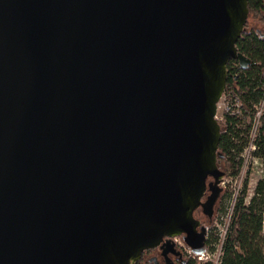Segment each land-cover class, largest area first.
I'll return each mask as SVG.
<instances>
[{
  "label": "water",
  "instance_id": "water-1",
  "mask_svg": "<svg viewBox=\"0 0 264 264\" xmlns=\"http://www.w3.org/2000/svg\"><path fill=\"white\" fill-rule=\"evenodd\" d=\"M249 1L0 0V264L206 251Z\"/></svg>",
  "mask_w": 264,
  "mask_h": 264
},
{
  "label": "trees",
  "instance_id": "trees-1",
  "mask_svg": "<svg viewBox=\"0 0 264 264\" xmlns=\"http://www.w3.org/2000/svg\"><path fill=\"white\" fill-rule=\"evenodd\" d=\"M257 1L260 0H250L249 5ZM237 47L239 52L252 61L247 70L241 69L240 64L235 60L228 65L227 89L235 91L243 101V117L227 116L226 122L220 123L222 137L219 153L222 156L218 158L219 169L223 170L225 176L229 174L233 178L240 176L244 165L243 153L251 130L247 121L251 120L255 106L264 99V41L259 37L242 33ZM255 145L257 149L253 155L264 163V113ZM234 193L222 196L218 208L223 213L222 217H225ZM247 198L248 179L235 197L224 239L221 240L218 229L213 228L209 234L207 239L209 251L215 252L221 245L220 264H264V180L258 183L254 196L248 202ZM223 201H226V205L221 208ZM187 264L214 263L202 262L190 257Z\"/></svg>",
  "mask_w": 264,
  "mask_h": 264
},
{
  "label": "flooded vegetation",
  "instance_id": "flooded-vegetation-1",
  "mask_svg": "<svg viewBox=\"0 0 264 264\" xmlns=\"http://www.w3.org/2000/svg\"><path fill=\"white\" fill-rule=\"evenodd\" d=\"M243 34L248 36L259 37L261 40L264 41V0L257 1L255 4L251 6L249 5V16ZM237 49L239 51L238 47ZM226 90H227V86L225 91ZM212 181L213 179L211 177L207 178L206 180L207 186ZM222 194H223V189L220 192L216 202L214 203L213 209L211 210L212 218L216 213L217 207L220 205V202L222 200ZM212 196L213 193L207 187L206 192L204 193L202 199L200 200V205L196 207V209L193 212V216L195 220L201 223L200 227L197 228L198 233H200L202 228L205 227V225L201 220L202 217L203 218L207 217L209 220H211V218L205 214L204 212L205 210L202 207V204H205L207 201H209V199ZM184 235L185 234H182V236L177 238H171L168 235H164L160 244L156 248L146 250L143 253L142 258L139 261L135 262L134 264H187L190 257L186 255L187 253L184 250L186 249V247H188L183 240ZM177 239L181 240L184 243V245H179L176 241Z\"/></svg>",
  "mask_w": 264,
  "mask_h": 264
},
{
  "label": "built area",
  "instance_id": "built-area-1",
  "mask_svg": "<svg viewBox=\"0 0 264 264\" xmlns=\"http://www.w3.org/2000/svg\"><path fill=\"white\" fill-rule=\"evenodd\" d=\"M243 107H244L243 101L241 100V98L237 94H235V91H233L230 88L227 89L223 93L220 101L217 104V114H216L217 122L219 124L225 123L227 116L243 117V110H244ZM263 113H264V99L261 101V103H259L257 106H255V112H254L251 120L247 121V124L251 128L250 133H249V136L252 139L250 149H252L254 151H256V149H257V147L255 145V139L257 137V133L259 131V128L261 127V118H262ZM221 184H223V181L221 182ZM237 193H238V191H235V193L233 195V200L231 201V203L227 209V213L225 215V217L228 220L227 224H225V222L223 220L219 221L220 225L225 226L224 229H221L219 227V225L217 227H213L214 229H218V233L220 235L221 240L224 239L227 228L229 226L230 218H231V215L233 212V207L235 204V197H236ZM222 219H224V217ZM206 229H207V239H208L209 234L212 232V229H209L207 227H206ZM176 241H178V239ZM187 253L190 257L197 258L199 261H202V262H213V263H215L213 261V257L217 256L216 264H220V259L222 256V249H221V245H219L217 247V249L215 250V252H211L207 248L206 251L202 255L194 254L191 249L188 250Z\"/></svg>",
  "mask_w": 264,
  "mask_h": 264
},
{
  "label": "rangeland",
  "instance_id": "rangeland-1",
  "mask_svg": "<svg viewBox=\"0 0 264 264\" xmlns=\"http://www.w3.org/2000/svg\"><path fill=\"white\" fill-rule=\"evenodd\" d=\"M248 140H249L248 144H247L246 149L243 153L244 165H243V168L241 170L240 176L233 178L228 174L222 180L223 184H221V187L223 188V194H222V196H223L225 194L234 193L235 191H239L243 187L245 180L248 179L247 202L254 196L255 189H256L258 183L260 181L264 180V163H263V161H261L260 159L256 158L253 155L254 150L250 149L251 142H252V139L250 138V136H248ZM221 171H223V170H221ZM222 203L223 204H221V208H223L226 205V201H223ZM218 208H219V206L217 207V210H216L214 217L210 221L207 217H205V218L202 217L201 220H202L203 224L205 225V227L212 229L213 227H217L219 225V227L221 229H224L225 226L220 225L219 221L223 220L225 222V224H227L228 220L226 217H224V219H222L223 217L221 215H223V213ZM177 243L179 245H184V243L181 240H178ZM184 250L187 253V251L190 250V248L186 247V249H184ZM186 255L188 257H190L188 255V253ZM213 261L215 262L214 264H216L217 256L213 257Z\"/></svg>",
  "mask_w": 264,
  "mask_h": 264
}]
</instances>
